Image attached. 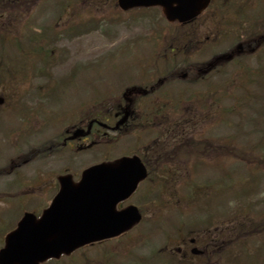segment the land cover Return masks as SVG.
<instances>
[{"label":"rangeland","instance_id":"1","mask_svg":"<svg viewBox=\"0 0 264 264\" xmlns=\"http://www.w3.org/2000/svg\"><path fill=\"white\" fill-rule=\"evenodd\" d=\"M33 8L29 14H25L22 9L13 11L12 8H0V19L13 11L12 14H22L33 24L30 33H36L38 29H40V32L46 31L50 36L49 41L52 40L49 49L54 50L55 53L49 59V64L44 60L41 61V59L36 60L38 62L36 76L32 73L34 67L27 64L29 76L25 80H16L15 86L9 88L6 84L0 83V98L4 100L3 105L0 106V170L7 169L9 163L17 160L20 155L27 153L29 150H39L42 147H49L54 144L57 137L68 125L76 123L77 119L82 117L83 106L94 107L107 95H113L114 97L121 95V91L129 86L131 82L136 83L138 79L144 77V74L157 68L154 63L147 69L146 66L142 67L147 71L139 70L137 66L140 61L149 59V57L153 58L150 56L151 53L164 50L165 42L161 40L158 41L157 47L154 44L151 47V44H149V41L151 42L153 38L148 37L155 35V31L159 28L157 25L166 24L159 17V13L155 11L130 14L118 13L112 5V0H84L76 5L74 16L72 15V18L69 19L70 24L78 27L79 18L89 19L94 17L93 19L97 20V25L87 29L80 26L81 28L78 27L77 30H72L71 35L67 36L61 25L63 21L68 20V12L62 10L59 0H39L37 6L34 5ZM209 18V14L204 15L193 27H190L196 33L199 32L200 38H203L210 30ZM7 20L5 21L7 22ZM11 21L18 24L20 19L12 18ZM49 26L51 27L47 28ZM199 26L202 30H198ZM168 31L170 33L172 30ZM175 32L180 36L187 35V38L189 36L187 28L175 30ZM195 35L197 38V34ZM187 38L176 48V52L183 51L187 45L191 46L188 44L189 40ZM192 39H195V36ZM5 42L8 43L7 40ZM234 43L231 37L217 43H209L205 45V48L199 49L200 52L196 55H190V52L189 54H181L185 56H179L178 63L183 62L187 65L205 63L213 55L227 51ZM10 45L12 44L10 43ZM7 46L3 50L0 47V52L2 51L0 58L5 60L4 66H10L8 68L12 70L17 66L13 61H18L19 58L10 55L16 53V50L12 48L13 51ZM22 46L27 48L25 42L22 43ZM263 53L260 52L259 54L263 55ZM0 62L2 61L0 60ZM172 62L170 61L169 64ZM247 64L253 67L254 60L248 58ZM166 66L165 64L161 68ZM16 71L19 72V70ZM73 71L75 72L74 78ZM231 71L229 67H226L222 75L216 78L211 77L205 83L217 84L221 81L220 79L228 76ZM257 84L258 81L255 79L247 92H234L235 89L230 93H225V91L215 92L207 101L208 108H212L211 111L203 115L205 119L198 118L201 126H205V133L198 130L199 125L196 123L194 127L198 131H194L195 134L202 132L206 136L222 138L220 139L221 142H224L225 136H233L236 145H239L241 149L246 146L251 149V152L253 151L250 153L251 158L256 156L255 160H258L259 156H264V88L257 86ZM38 87H40L39 90H37ZM201 87V85L186 80L174 81L167 86L169 97L172 100H175L180 92H183L184 97L192 91L197 94ZM218 87L222 89L220 86ZM53 88H55V92ZM210 102L212 103L210 104ZM29 109L33 114H29L28 121H24L22 117L28 115ZM228 111H230V114H227ZM213 114L216 117L215 123H213V117L211 116ZM194 127L190 129L195 130ZM21 129H26L28 132L17 135ZM188 132L191 133L192 131ZM133 141L134 139L130 136L124 137L114 143H109L107 147L95 146L90 150H82L74 155L71 152L69 155L67 150L65 152L61 151V154H53L51 152L55 151L52 150L48 156L45 155L48 153L47 151L43 154L40 152L36 154V159L33 162L31 161L18 169H14L9 174L0 175V235L5 227L10 228L15 223L19 215L17 207H14L16 206L14 202L17 197L13 196L16 191L20 190L15 188L17 182L23 181L20 184L25 186L34 185L33 181L42 173L46 174L44 176L47 177L64 172L72 175L77 174L90 164L97 163L105 158L119 157L133 146ZM241 149L237 152L242 153ZM168 150H171V145ZM259 153L260 155H258ZM207 154H202L204 161H212L213 157ZM193 159L188 155L186 156L187 161ZM221 161L223 166L218 167H221V170L226 168L232 172H215L211 168H201L198 172H194L193 176L189 174L194 183L204 187L190 186L188 191H193L195 196L190 195L187 197L183 195L178 202L187 204L191 200L199 199L200 203L208 201V204L203 205L202 211L194 208L195 210L191 211L190 216L184 219L185 225L180 228L177 226L178 216L174 213L181 211V209H176L177 206L171 205L169 208L167 204L166 208L168 210H164V203L149 205L146 200L139 202L145 213L144 221L126 237L114 243H122L119 247L128 250L129 253V256H126L128 262L123 257L119 264H138L139 261H143L139 264H146L145 261L147 260H149V264H162L165 259L161 257L162 254H157V251L166 242L168 251L176 246L182 247L181 243L175 241V233L179 231H198L197 226L202 222H204L203 224H211L210 228L216 224L219 226V223H221L219 229L222 230L225 226V223H222L226 220L223 215L229 214L228 200L237 202V205L234 206L235 210L251 203L250 213H257L264 206V203L257 200L258 198L260 201L264 200V170L251 165L248 168L252 167L253 171L252 169L247 170L230 156L222 158ZM181 165L177 167L179 172L176 177H181L186 173L183 170H186L188 164ZM259 165L264 167V157L260 159ZM231 174L233 182L245 181L247 186H243L242 190L237 186L225 190L224 188L227 185L220 188L215 183L217 181L230 183ZM185 179H188L187 176L179 180L178 183L174 179L173 182L168 184L166 191H162L166 203L171 204L176 200L177 195L175 193L180 184H183V186L186 183L193 184L186 182ZM208 181L209 183H215L211 185H216V188L211 190L216 196L206 198L205 196L210 193V186L209 183L204 184ZM144 186L135 194V197L130 201L131 203L138 202V196L147 193L148 187L147 185ZM223 189L225 191H222ZM233 190L238 191L236 196L233 195ZM27 205L44 206L39 198L36 199V202ZM23 208H26V205ZM243 209L247 208L244 207ZM246 211L249 213L248 210ZM243 214L244 216H234L232 218L233 223L229 227L242 230L246 228L247 230L231 232L253 231L262 223L260 218L256 221L249 218L246 212H243ZM217 216H220L221 219H217L219 218ZM210 217H213V219L207 220ZM225 227H228V225ZM248 238L250 239H248L247 251L255 250L260 246L261 240H264V233L250 235ZM103 247L104 245H98L85 249L82 252H77L72 258L62 259L57 264L101 263L103 255H107ZM257 251L260 259H264L263 250ZM108 255L110 254L108 253ZM186 255H188L186 258H189V254ZM220 255L223 257L225 251ZM246 260L250 264L251 260ZM191 262L190 264H200L197 258H193ZM232 262H237V260L232 259ZM218 264L230 263H225L223 258L219 260Z\"/></svg>","mask_w":264,"mask_h":264},{"label":"water","instance_id":"2","mask_svg":"<svg viewBox=\"0 0 264 264\" xmlns=\"http://www.w3.org/2000/svg\"><path fill=\"white\" fill-rule=\"evenodd\" d=\"M209 0H118L122 10L161 6L165 18L180 23L196 17ZM145 178L140 161L122 158L86 169L78 183L60 177V190L37 220L24 214L17 228L6 237L0 264H39L74 249L121 234L136 224L135 207L116 211Z\"/></svg>","mask_w":264,"mask_h":264},{"label":"flooded vegetation","instance_id":"3","mask_svg":"<svg viewBox=\"0 0 264 264\" xmlns=\"http://www.w3.org/2000/svg\"><path fill=\"white\" fill-rule=\"evenodd\" d=\"M232 28H233V31L236 30V25L234 23H233ZM244 33L246 37L250 40L251 32L249 28H246V30H244ZM249 40L247 41L248 42L247 47L251 45ZM261 45H262V42L259 43L258 48H260ZM96 120L106 123L108 121V118L101 116L99 118L94 119V122L92 123L91 117L86 115L78 120L77 125H74V124L68 125L61 133L63 136L62 135L58 136L60 138L59 141L57 137L54 144H51L49 147H45V152L46 151L48 152L45 155L48 156L49 153L53 150V148H57V147H61L62 149L68 148L70 150H74L75 148H78V149L84 148L87 144L88 145L90 144L91 139H94V138L97 139V138L106 136V134L110 131V128L105 125L102 127L99 124V122H97ZM76 128L81 129L82 133L80 134V136H78L76 140H68L69 138L72 137V134L74 133ZM40 152L41 154H43L42 150ZM51 153L58 154L54 152H51ZM36 154H38L37 151L34 154V158L36 157ZM34 158H33V155H29L26 159L22 161V165H26L27 163L32 161ZM218 240L220 239L217 235H213V236L208 235L207 237L202 238V241H203V246L201 248L202 254L199 257L200 259L203 258L202 262L204 264H214L215 263V262L214 263L212 262L211 257L214 252L213 247H216L217 245H219Z\"/></svg>","mask_w":264,"mask_h":264},{"label":"trees","instance_id":"4","mask_svg":"<svg viewBox=\"0 0 264 264\" xmlns=\"http://www.w3.org/2000/svg\"><path fill=\"white\" fill-rule=\"evenodd\" d=\"M39 0H0V8H6V7H14L15 9H17L19 6L21 7L22 5H23V3L25 2V3H27V4H30V5H32V4H35V3H37ZM77 1H79V4L80 3H82V0H75L74 2H72V0H59V2H60V5L62 6V7H65V9H67V8H69V6L70 5H73V3H75V2H77ZM71 2V3H70ZM68 10H71L70 12L71 13H73V10L72 9H68ZM93 22L95 23V21H93V18H89V20H87V23H88V26H89V28H91L92 27V24H93ZM1 31H2V33L0 32V38L2 39V43H3V41H5V38L8 36V34L7 33H4V31L2 30V29H0ZM39 35H43L42 33H39ZM174 35V34H173ZM11 44H13V45H18V40H16V41H11ZM20 54L21 55H23L22 53H21V50H20ZM1 66V65H0ZM3 68L2 67H0V74H2V75H0V82L2 81V80H6V79H8L5 75H3ZM9 74L10 73H8L7 74V76H9ZM12 75H13V77H14V74L12 73ZM255 79L258 81V86H260V87H262V88H264V73L262 72V71H260L259 73H255ZM240 81H241V83H243L244 84V82H245V77H244V75H241L240 76ZM239 87H242V85H240L239 84ZM244 87H242V89H243ZM164 97V96H163ZM203 97V96H202ZM187 99V98H186ZM202 99V98H201ZM189 101H190V103H187L182 97L179 99V98H176V100L174 101V102H170L169 104H168V107H170V111H173L174 109H175V106L177 105V103H182V104H184V103H186L188 106H194V107H196V111H195V109H193V111H195L194 113L193 112H188V113H185V115L184 114H181L180 112H179V115L182 117V118H185V120H182L181 121V123H177V122H174L173 120H169V121H166L165 119H163L162 118V120H160L159 121V124L162 126V127H165V129L164 130H166L169 126H170V131L172 132H174V131H179V132H184V126H182V125H186L185 127L187 128V129H189V127H188V125H189V122H187L186 123V121L187 120H189L190 119V117L191 116H194V117H196V118H199L200 116L199 115H201V112H204L205 110H204V108H201L199 105H195V103H198V102H200V101H198V100H195V96H194V98L193 99H188ZM193 100H195V101H193ZM184 101V102H183ZM181 104V105H182ZM135 107H133L132 109H131V113L132 114H134L133 113V111H135ZM173 109V110H172ZM161 111L159 112V114H158V116H160V117H166V113L165 112H163L162 111V109H160ZM197 112V113H196ZM198 114V115H197ZM179 117V116H178ZM144 125H143V127L144 128H146V126H149V122H148V124L147 123H143ZM151 128V127H150ZM201 141H203L202 139L201 140H196V139H192V142L193 143H199V142H201ZM196 144H194V146H196ZM202 145H203V143H201ZM201 145V146H202ZM262 157H264V156H262ZM259 163H258V161H257V165H258ZM259 166V165H258ZM260 167V166H259ZM258 214H260V213H258Z\"/></svg>","mask_w":264,"mask_h":264}]
</instances>
